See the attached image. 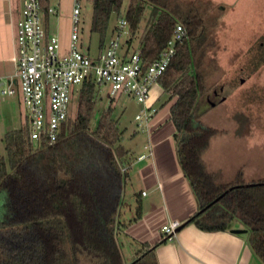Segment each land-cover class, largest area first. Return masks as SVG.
I'll list each match as a JSON object with an SVG mask.
<instances>
[{"label": "trees", "instance_id": "trees-1", "mask_svg": "<svg viewBox=\"0 0 264 264\" xmlns=\"http://www.w3.org/2000/svg\"><path fill=\"white\" fill-rule=\"evenodd\" d=\"M89 1L88 32L101 49L109 17L118 16L122 0ZM39 5L46 19L48 0H39ZM145 6L149 12L137 42L145 64L163 48L175 23L187 34L156 79L167 94L163 103L171 101L168 113L176 158L197 204V211L183 224L216 231L237 222L245 230L251 253L264 264V200L249 192L264 183L219 185L200 158L214 132L195 114L196 100L207 89L201 65L213 45L209 30L214 20L191 1L128 0L119 17L128 27L126 44L137 32ZM95 89L90 79L75 89L73 117L68 115L65 132L52 146L33 145L24 121L2 135L0 264H156L152 247L137 251L125 263L115 240L125 180L121 160L127 151L120 144L122 132L109 104L91 126Z\"/></svg>", "mask_w": 264, "mask_h": 264}, {"label": "rangeland", "instance_id": "rangeland-1", "mask_svg": "<svg viewBox=\"0 0 264 264\" xmlns=\"http://www.w3.org/2000/svg\"><path fill=\"white\" fill-rule=\"evenodd\" d=\"M11 1L15 2V0ZM183 1H191L194 5H198L202 11H205V17L209 20L213 19L215 23L209 30L213 45L207 48L201 65L203 83L207 89L196 100L195 105V114L199 121L214 130L208 139L206 149L200 156L203 168L219 185L241 182L264 183V88L262 85L264 80V0ZM71 2L72 0H48V5L53 7L55 12L45 19V24L49 30L48 34L57 39L59 54L64 53L68 41ZM127 3L128 0H122L117 17L114 14L110 15L105 43L115 35L116 20L122 17ZM78 6L77 50L89 57H94L100 48H97L96 36L88 32L90 1L79 0ZM148 12V6H145L137 32L131 37L130 43L126 44L128 52L138 45V38L143 32ZM119 41L123 43L124 38H120ZM4 62L0 64V73L5 70L10 74L11 62ZM154 85L157 84L154 83L151 87ZM76 88L73 87V92ZM95 90L96 102L90 124L93 125L100 110L109 104L116 127L122 132L120 144L127 151L125 160H121V170L125 173L124 182H126L125 164L129 163L133 157L135 158L139 151H147L143 146L147 128L142 118L140 123L133 120L140 105L124 94L108 99L105 87H96ZM212 90L217 91V95H212ZM166 97L167 94L161 90L155 105H168L171 101L163 103ZM67 109L69 118H72L75 111V94H72ZM148 119L145 122L146 125ZM22 123L23 112L17 96L2 98L0 100V154L3 153L2 135L18 128ZM124 182L122 189L129 190L124 186ZM249 192L256 199L264 200V185L250 188ZM122 207L123 201L117 208L119 216L123 211ZM118 222H120L119 217ZM235 223L233 222L232 225H236ZM115 240L117 243L122 240L120 227L115 231ZM139 248L131 241L128 244L123 242L119 249L125 263L131 260L132 253L134 255Z\"/></svg>", "mask_w": 264, "mask_h": 264}, {"label": "built area", "instance_id": "built-area-1", "mask_svg": "<svg viewBox=\"0 0 264 264\" xmlns=\"http://www.w3.org/2000/svg\"><path fill=\"white\" fill-rule=\"evenodd\" d=\"M78 1L71 2L66 50L59 54L56 37L44 29L39 0H17L12 72L0 75V100L17 96L28 140L33 145L52 146L59 140L66 130L67 105L75 93L73 87L87 79L92 80L96 87H105L108 99L118 94L131 97L140 105L133 120L140 123L142 118L146 128V120L155 111L146 104L150 87L173 56L174 46L187 38L184 27L175 23L163 48L145 64L138 45L128 52L125 43L128 27L123 18H118L114 26L115 35L94 57H89L77 50ZM54 12L53 7H47L48 15ZM120 38H124L123 43ZM177 227L176 221H169L159 231L169 238Z\"/></svg>", "mask_w": 264, "mask_h": 264}, {"label": "crops", "instance_id": "crops-1", "mask_svg": "<svg viewBox=\"0 0 264 264\" xmlns=\"http://www.w3.org/2000/svg\"><path fill=\"white\" fill-rule=\"evenodd\" d=\"M16 8L17 0H0V64L11 62ZM43 26L49 33L44 18ZM7 74L5 70L0 73ZM160 94L161 89L154 85L146 100L155 110L146 126L143 146L147 151H139L125 164L124 186L129 190L122 189L120 197L123 211L119 216L118 210L117 216L122 235L119 246L131 241L140 247L136 251L152 247L156 264H260L246 243L245 230L231 231L243 229L237 222L216 231L201 230L193 223L183 224L197 211V204L176 158L174 127L168 113L170 102L155 105ZM139 155L144 157L138 158ZM169 221H176L178 227L165 239L159 228Z\"/></svg>", "mask_w": 264, "mask_h": 264}, {"label": "water", "instance_id": "water-1", "mask_svg": "<svg viewBox=\"0 0 264 264\" xmlns=\"http://www.w3.org/2000/svg\"><path fill=\"white\" fill-rule=\"evenodd\" d=\"M241 82V81H240ZM246 186L247 185H250V184H245ZM217 198L218 197H216L213 201H215V200H217ZM177 229V228H176ZM176 229H175V231H176ZM233 233H242V232H244V229H233V230H231Z\"/></svg>", "mask_w": 264, "mask_h": 264}, {"label": "flooded vegetation", "instance_id": "flooded-vegetation-1", "mask_svg": "<svg viewBox=\"0 0 264 264\" xmlns=\"http://www.w3.org/2000/svg\"><path fill=\"white\" fill-rule=\"evenodd\" d=\"M263 83H264V80H263V82H262V85H263ZM212 95H217V91H215V90H212Z\"/></svg>", "mask_w": 264, "mask_h": 264}]
</instances>
